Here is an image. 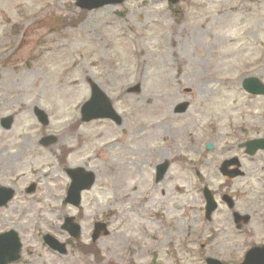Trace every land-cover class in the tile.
<instances>
[{"label": "rangeland", "instance_id": "374dc122", "mask_svg": "<svg viewBox=\"0 0 264 264\" xmlns=\"http://www.w3.org/2000/svg\"><path fill=\"white\" fill-rule=\"evenodd\" d=\"M247 77L264 84V0H124L84 13L75 0H0V121L13 118L0 127V178L16 191L7 212L19 220L15 264H236L264 242V151L239 149L264 138V97L242 89ZM90 84L119 125L80 121ZM46 136L56 139L44 147ZM233 157L244 177L228 180L219 167ZM77 167L95 181L75 209L64 198L66 169ZM203 187L215 204L209 220ZM230 193L250 218L242 233L221 202ZM68 216L81 228L76 241L61 228ZM98 221L108 233L90 245ZM45 234L70 241L67 253L44 246Z\"/></svg>", "mask_w": 264, "mask_h": 264}, {"label": "water", "instance_id": "95a60500", "mask_svg": "<svg viewBox=\"0 0 264 264\" xmlns=\"http://www.w3.org/2000/svg\"><path fill=\"white\" fill-rule=\"evenodd\" d=\"M124 0H75V6L82 11H92L108 5H118L123 3ZM169 4L175 5L179 3L180 0H166ZM242 87L248 94L256 96H264V84H262L257 78L250 77L246 78L242 82ZM129 91H137L138 86H134L129 89ZM188 104L182 103L176 106L175 113H184L187 109ZM34 115L38 122L46 126L48 121L45 113L37 108L34 109ZM106 119L111 120L115 124L120 123V117L115 112L110 100L107 96L95 85L90 84V97L87 102H85L80 108V121L82 123H87L93 120ZM13 122L12 117L3 118L0 121V126L4 130H8ZM55 141L52 136L46 137L40 141L43 146H49ZM246 153L248 155H253L258 150H264V139L253 140L245 144ZM211 149V146H208ZM236 161L226 162L220 168L222 175H227L228 177H235L237 173L229 175L226 168ZM167 169V163L157 167V177L163 176ZM67 175L71 179V184L69 186L67 197L65 203L70 204L74 207H78L80 204V194L84 190H89L94 183L95 177L91 172H85L81 168H76L72 170H67ZM8 196L5 198L4 203L11 199V191L8 190ZM205 199L207 202V217L215 209V204L212 202V198L207 190H204ZM224 201L226 198H223ZM73 218H66L62 229L65 230L72 238L78 239L80 235V228L73 222ZM246 221V218L244 219ZM104 231V225L96 224L93 233V240L95 241L99 233ZM106 234V232L104 233ZM0 264H12L19 260L21 244L19 242L18 236L15 232L10 231L2 236H0ZM44 242L52 250L57 251L59 254L64 255L66 253L65 245L60 244L53 237L46 235L44 237ZM207 264H221L216 260H207ZM243 264H264V246L260 248H254L250 250Z\"/></svg>", "mask_w": 264, "mask_h": 264}, {"label": "flooded vegetation", "instance_id": "af4514ba", "mask_svg": "<svg viewBox=\"0 0 264 264\" xmlns=\"http://www.w3.org/2000/svg\"><path fill=\"white\" fill-rule=\"evenodd\" d=\"M242 145L243 144H240V146H239V149L240 150H243L241 148ZM243 153H244V150H243ZM244 156H247V155L244 154ZM247 157H249V156H247ZM156 165H155L154 172H153V175H152V180H153V183L154 184H158L159 182H161L163 180V178H164L167 170H168L167 169L165 171V173L163 174V176H161L160 178H158L157 177L158 170H157V166ZM232 170H235V168L232 167V166L228 168V171H232ZM243 175H244V173H243ZM243 175L238 176V177H235V179L240 178V177H244ZM0 177H2V178L4 177L1 172H0ZM226 179L233 180L234 178L233 177H226ZM33 184H34V187L31 188L32 190H28V187L30 185H32L31 183L28 185L27 189H25L26 195H30L31 192L33 193L35 191L36 185H35V183H33ZM176 189H177L178 192L181 191L179 188H176ZM7 190H12V197H11V199L8 202H5L4 203L5 198L8 196V192H6ZM15 195H16V191L14 189V184H11L10 186H8V185L4 184L3 179L0 178V236L4 235V234H6V233H8L10 231H13V232H15L18 235L17 229L19 228V224H18L19 223V220H18L16 214H14V218L9 217L8 214H7V212H8V205L14 200ZM234 195H237V193H234ZM202 196H203V194H202ZM223 196L226 197V200L225 201H222L221 200V202L224 204V206L227 208V210L230 213L231 222H232V225H231L232 226V230H234V232L242 233L241 231L250 222L249 216H247V215H241L240 213H238L235 210V202H234V199L235 198H234V196H232V193H230V194H224ZM203 209H204L203 210L204 211V218L206 220H209L210 219L209 218L210 215L207 217L206 211H205V205H204V208ZM245 218H246V221H244ZM179 221H181V220H178V222ZM191 222L193 223V220ZM97 223H104V224H106L105 222H102V221H98ZM95 224L93 225V230H92V233L90 234V239H91V244L90 245L95 244L97 242V240L99 239L100 235H103L104 236V234L100 233L99 234V237L95 241L93 240L92 236H93V231H94ZM178 224H180V223H178ZM167 225L168 224H167V221H166V224L164 223V226H165V231H164L165 232V236L163 237L162 242L165 241V239H166V235H167V232H168V226ZM187 230H188V228H185L186 235H188L189 233H191V232H188ZM42 241H43V237H42ZM69 242L70 241H67V242H65V244L68 246ZM262 246H264V242H261L259 244L258 243H253V244H250L249 246L244 247L243 250L241 251V253L239 254V257L237 258V263L236 264H241V262L243 261V258L245 257V255L250 250H252V248H254V247H262ZM210 259H215V258H212V257H206V258H204V264H206L207 263V260H210ZM223 264H225V263H223Z\"/></svg>", "mask_w": 264, "mask_h": 264}, {"label": "trees", "instance_id": "16d2710c", "mask_svg": "<svg viewBox=\"0 0 264 264\" xmlns=\"http://www.w3.org/2000/svg\"><path fill=\"white\" fill-rule=\"evenodd\" d=\"M82 13H84V12H82Z\"/></svg>", "mask_w": 264, "mask_h": 264}]
</instances>
